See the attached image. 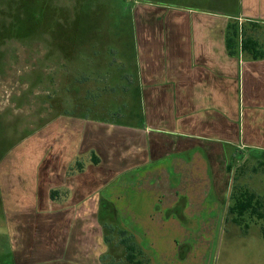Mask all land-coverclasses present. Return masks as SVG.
I'll list each match as a JSON object with an SVG mask.
<instances>
[{
  "label": "crops",
  "instance_id": "0c3cea01",
  "mask_svg": "<svg viewBox=\"0 0 264 264\" xmlns=\"http://www.w3.org/2000/svg\"><path fill=\"white\" fill-rule=\"evenodd\" d=\"M218 5L210 11L152 2L133 9L131 53L120 56L121 70L112 69L124 109L116 118L105 113L106 120L60 117L48 123V138L56 137L57 145L47 147L40 164L17 169L9 193L1 189L8 197L13 264H103L107 246L99 219L118 215L150 264H160L162 242H147L136 220L144 202H160V194L168 203L166 216L185 219L180 226L186 234L189 216L222 211L225 217L227 166L246 152L264 156V56L230 55L227 24L243 27L264 54V0ZM90 152L100 163L67 176L71 163ZM50 190L68 197L51 202Z\"/></svg>",
  "mask_w": 264,
  "mask_h": 264
},
{
  "label": "rangeland",
  "instance_id": "374dc122",
  "mask_svg": "<svg viewBox=\"0 0 264 264\" xmlns=\"http://www.w3.org/2000/svg\"><path fill=\"white\" fill-rule=\"evenodd\" d=\"M152 2L210 11L219 6L218 0H0V264H13L15 242L5 220L8 197L1 189L9 193L21 172L17 169L40 164L47 147L57 145L56 137L48 138V123L60 117L106 120L105 113L118 117L124 99L112 69L121 70L116 68L120 56L131 53L133 9ZM80 159L89 164V153ZM230 176L231 188L261 198L264 213V156L244 153L231 162ZM158 196L160 202H144L136 220L151 232L145 234L147 242H162L163 250H156L160 264H264L262 222H250L243 231L218 211L211 217L189 216L186 234L180 226L185 219L167 217L168 203ZM99 220L108 242L102 263L126 264L119 235L124 219ZM155 228L161 236L152 233ZM179 239L184 243L174 244Z\"/></svg>",
  "mask_w": 264,
  "mask_h": 264
},
{
  "label": "trees",
  "instance_id": "16d2710c",
  "mask_svg": "<svg viewBox=\"0 0 264 264\" xmlns=\"http://www.w3.org/2000/svg\"><path fill=\"white\" fill-rule=\"evenodd\" d=\"M226 49L230 55L235 54V51L239 50L253 60L263 58L264 56L258 43L252 38L246 37L243 32V27H239L234 21H230L227 24ZM85 117L86 116H84V118ZM80 160V158H76L68 167L66 172L67 176L80 174L84 171L85 163H82ZM88 160L89 164L94 166H97L100 163V159L93 152L89 153ZM227 172L231 173L230 165L227 166ZM233 181H235V177L233 178ZM67 197L68 192L66 191L61 193L59 190H50L49 192V199L51 202L61 203L63 200L65 201ZM105 206H107V204L103 205V209ZM261 209L262 201L258 195L247 189H241L233 185L229 195L225 222H230L241 228L243 231L249 230L250 222H262L263 227L261 228V238L264 240V213L261 212ZM119 235L121 237L120 245L125 252L126 264H150L149 258H147L137 246L131 234L121 229ZM104 242L105 244H108L106 240H104ZM104 257H106V255Z\"/></svg>",
  "mask_w": 264,
  "mask_h": 264
}]
</instances>
